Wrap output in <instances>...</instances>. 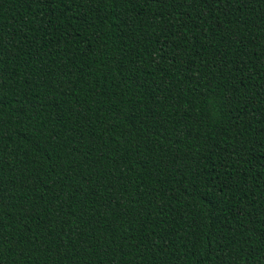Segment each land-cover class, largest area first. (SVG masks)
I'll return each instance as SVG.
<instances>
[{"label": "trees", "instance_id": "obj_1", "mask_svg": "<svg viewBox=\"0 0 264 264\" xmlns=\"http://www.w3.org/2000/svg\"><path fill=\"white\" fill-rule=\"evenodd\" d=\"M0 264H264V0H0Z\"/></svg>", "mask_w": 264, "mask_h": 264}]
</instances>
